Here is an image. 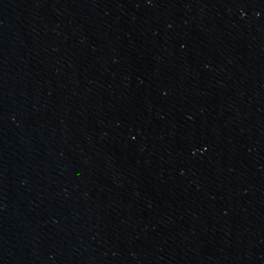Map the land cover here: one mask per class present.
Listing matches in <instances>:
<instances>
[{"label": "water", "instance_id": "obj_1", "mask_svg": "<svg viewBox=\"0 0 264 264\" xmlns=\"http://www.w3.org/2000/svg\"><path fill=\"white\" fill-rule=\"evenodd\" d=\"M0 264H264V0H0Z\"/></svg>", "mask_w": 264, "mask_h": 264}]
</instances>
